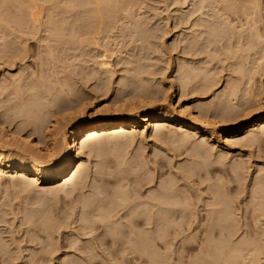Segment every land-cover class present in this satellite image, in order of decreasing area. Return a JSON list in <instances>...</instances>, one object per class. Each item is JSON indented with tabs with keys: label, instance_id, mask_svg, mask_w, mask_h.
Returning <instances> with one entry per match:
<instances>
[{
	"label": "rangeland",
	"instance_id": "rangeland-1",
	"mask_svg": "<svg viewBox=\"0 0 264 264\" xmlns=\"http://www.w3.org/2000/svg\"><path fill=\"white\" fill-rule=\"evenodd\" d=\"M8 1H9V3H8ZM8 1L7 0H0V2H1L0 3V9H1L0 14H4L2 17L3 19L1 18V20H0V23H1L0 24L1 25L0 30L1 29L3 30V31L2 30L0 31V37H3V36H1L2 33H4V35H5V33H8V31H10L6 28V26H5L6 24L9 27L10 22L12 25L13 19L17 20V18H21V17H19V14L17 13V11L13 10V8L18 10L17 1L19 3V0H16V1L15 0H8ZM31 1L26 0L27 3L29 2V4L31 3ZM63 1H64V3H63ZM132 1H133L132 3L137 4V5L128 4L129 6L126 5V6H123L122 8H124V12H130V11L132 12L133 11L132 13L134 14V11H135L136 15L134 14V16L132 17L133 14L131 12L130 13H124L123 9H122V11L120 9L121 14H120V12H118L117 14H120V15L115 14V15H117L116 19H114L115 17L112 18V20L110 19V21H114V22L117 21V24H119V25H117L116 22H115V25H114V22H110V24L111 23L113 24V26H112L113 28H111L109 30L110 33L108 31V29H109L108 28L104 31V33L102 31H100V34L98 33L95 36V34L92 35L91 31H90V29L92 30V28H90V25L92 24V23L90 24V22L92 21L90 19H92V16H90V17L88 16L92 13H90V12L87 13L89 11L88 9H91L92 6L90 5L91 7L90 6L88 7V5L85 4L86 2L83 0H78L77 2H76V0L75 1L69 0V2H68V0H59V1L53 0L51 2V4H50L49 0L48 1L40 0V2H39V0H37V3H40V4H36V2L32 1L33 4L31 3V6H32L31 8H30L29 4L27 5L24 2V0L23 1L20 0V2L23 4L22 8L24 10H26L25 13L27 12V9H29V8L32 9L33 6H36L35 9L37 11V12H35V9L34 10L32 9L34 13H39V11H40V13L42 14V12H43V14H42L43 17L40 13H39L40 16H37V18H39V20L37 21L38 23L40 21L42 22V20H44V22H45V21H47V17H50V19L52 18L51 20L53 21V23H55V26L59 27V29L61 28L60 29L61 32L62 31L66 32V33L64 32L65 36H67L66 40H67V38L69 39V37H72L75 34L76 35L75 39H74L75 42L78 43V41H80V40L81 41L78 45L74 44L75 42H73L74 46H71V44H70L71 47L69 46L68 41H67L68 44H66V45H65V41L61 42V43H64L63 44L64 46L60 45L59 43L56 44L54 42L55 46L56 45L58 46V47L56 46L57 49H55V51L57 53L55 55V57H57V61H58V63H57V61L54 62L53 60H51L50 56L48 54H46V52L44 53V50L39 51L41 49V47L39 46V42L37 41V38L34 39V37L28 36L29 40H28V38L25 39L28 42H26L25 40L22 39L26 43H24V42L21 43V39H19L20 43L22 45L20 43H18L19 41L14 39L13 38L14 36H12V35L7 36V38L5 37L4 41H2V43H1V38H0L1 44H3V42H5V40H6V41H8V43H6L7 46L10 43L9 45H11L13 47V49L15 48L13 51H9V52L7 51L6 52V54H8L7 55L8 57H12L14 59L16 56L19 57V55H20V57L23 56L22 59H24L23 61H21V59L20 60H18V59L13 60L12 59L14 61L13 62L9 58L10 61L7 62L8 61V60H6L7 57H5L3 59L1 58V60H0V148H2L4 146V142L1 140V134L6 133V132L12 133L15 130V128L18 126V124H20L21 118H19V117H21V113H23L24 110L22 108L23 106L21 105V103H23V102H21V99L19 100V98L21 96L24 98L31 97V96H29L31 92L30 93L29 92H26V93L22 92V94L19 95V97H18V93H15L16 91L14 92V88H12V86L6 87L5 89H7V90H5L3 86H6V84H9V83H13V86H14L16 84V82H18V80L20 78H22L20 85H18V84L17 85L20 86V88L22 87L23 90H27L28 87L25 84L30 85L32 83H35L38 80V77L41 78L40 77L41 75H42V77L44 76L46 79H47V77L50 78L52 76L53 72L58 73L56 76L59 79H61L62 81L70 79L68 81L69 84L71 85L70 86L71 87L70 92H72V89H73V92H77V91L80 92L81 91V93L84 95L83 97L85 98V100H84L83 104L86 107L85 117H90L93 119V118H97L98 116L99 117L101 116L104 118V117L113 116L114 113L115 114H119V113H122V114L128 113L129 114L131 112L134 114L142 115L145 113L144 107L149 102L150 103L152 102L153 104H155V106L157 107V112H159V113H167V112L172 113L173 110L178 111V110H180L179 106L181 105L184 107L188 106L187 108L190 107L191 112L193 113L194 116H197L198 110L201 111L204 114L203 115L204 117L202 118L203 126H206V128L211 130L212 135L205 136L202 131H200L198 133L197 132H191V131H188L186 129H182V128L178 127L177 124H173L174 128L172 129V131H165L162 133L163 135L161 134L160 136L155 135L156 134L155 131H153L151 129H146L147 124H145L143 127L135 128L134 130H133V128H130L127 131L128 132V135L126 136L127 139L123 138L122 136H120L122 138H120L119 136L114 137L112 139V142H111L112 145L109 144V147L107 146V148L104 150L106 152H103L99 158L98 157H89L88 152L85 151V154L81 157L80 160H82L84 163H86V169H87V167H89L88 169L90 170V172L88 169H87V171L89 172L90 177L87 180L88 185L86 184V187H85L86 190L84 189L83 190L84 192H82V194L77 193L78 195L73 194V197L70 196L71 197L70 198L68 196L66 198V196L64 195L63 192H54L53 193L51 191V186H52L51 182L56 181L59 178H55V179H51L50 181H46L41 186H37V185H33L32 187L26 186L28 189L26 187H24L23 189H21V188L16 189V191L14 189H11L9 194L4 196L5 198L2 197V195L0 194V197H1L0 198L1 199L0 200V264H30V263H32V264H38V263L39 264H61V263L64 264L66 262H68L67 264H77L76 259L78 261L81 259L80 261H82L80 263L78 262V264H83V263L89 264L85 260L87 258V256H86L87 251L92 250V249H96L95 252H100L99 250L104 249L103 246H99L100 245V243H99L100 239H97V238H99L98 235L102 232V230L104 232V229H102V226H101V228L96 229L98 226H100L99 222H97L98 226L97 225L95 226L96 227L95 230H97V231H95V230L91 231L92 229H90V228H88V226L84 225L83 217H85V216H83V214L85 212H83V209L81 208V204L79 203V201L81 199H83L84 197L89 198L90 196H92V193H94L95 190L100 186H102L101 191L103 190L104 192L105 191L112 192L114 189L116 190L120 186V184H119L120 182L117 181L120 178L119 174H123V173L126 175V180H124V181L128 182V183H126V182L123 183V185L121 184V186H123V188L121 189L120 193L122 194L123 197L125 195H126V197H132V196H135V193H137L138 195L141 194L142 196L145 194L143 197L140 195L142 200H145V198L146 199L148 198L147 197L148 194L152 195L153 193L157 194L158 192H160L164 182L168 181L169 183H171L173 190L174 189H180V190L182 189L184 192H186L191 197L190 198L191 200H189L188 203L193 202L192 206L194 208L200 207L199 212L204 213V209L202 207L204 205V203H201L197 200L199 197H202V199L205 201V203L207 202L206 200L209 197L208 195L210 192L209 188L211 186H214L217 183V180H216L217 176H215L217 174L214 175L215 179L213 178L214 179L213 180V179H209L208 177L205 178L206 176H203L204 174H202V172H201L200 175L202 177H200V176L194 177L193 176L192 179L188 180V182H184V181H186V179L182 178L180 175L182 172L187 171V169L190 170V168L191 169L192 168H195V169L199 168V171L200 170L203 171L204 169H200V168H202L204 165L200 166L199 165L200 163L201 164L205 163L206 166L204 168H206L207 165L210 163V168H209L210 170H213L216 168H221V169L224 168L223 169L224 172H222L223 174L222 173H220V174L224 175V174H226V172H228L227 173L228 175L226 174L223 176V177H225V180H223V179L222 180H223V182H225L228 179L227 180L228 182L224 183L225 187L228 186L229 189L228 188L227 189H228V191H230V195H231V193H232V195L234 194L233 195L234 197L232 195L230 196V197H232L233 201L235 200L234 202L240 203V204L239 203L238 204L235 203V204L240 206L239 207L240 210L238 213H240V212L241 213L238 214V217H241L242 214L244 216L243 218L242 217L239 218V219H241V223H244V222L246 223V225L244 223L245 228L247 227V223H250V225H253L254 220L252 221L250 219L251 217H249L248 214H246V215L249 217V219H247L248 217L245 218V214L243 213L244 212L243 209L245 207L244 205H246L248 200H250L252 195H253V184H254L257 176L258 175L264 176V173H263L264 172V143L261 145L260 143L257 142V144L259 146L256 143H251L252 137L245 134V132L249 127H252L258 123L257 120L259 119L258 116L260 114H264V67H263L264 62L262 60H261V62H258L259 59H261L260 58L261 56L259 57V55H262V53L261 54L259 53L260 51L262 52V50H261L262 44L260 43L261 47L257 48L260 50H258L257 52L253 50L254 54H253V52L249 53L250 52L249 51L248 55H246L247 51L245 53H244V51L243 52L240 51L239 46L237 45V44H239V40L235 39V41H233V43H231L233 45H231L229 42H225L226 40H224L220 46L219 44L214 43L216 41L215 40L213 41L214 37H211L212 34L209 31L206 34L207 36L205 35L206 40L203 41L202 45L201 44L197 45L195 40L193 39V36H192L193 33L195 32V28L192 26L194 24L193 22L197 21L194 19L195 17H193V16H197L196 17V19H197L199 16V13L197 12L195 15L194 12L196 10H194V9H197V8L201 7L202 5H203V7L205 5L206 8L208 6L207 9H209V10L207 11L205 9V11L207 13L210 11L208 13V15L211 14L210 17H208V15H207V17L209 19L206 17V19L209 20V22H208L209 24H207V25H210L211 24L210 21L211 20L213 21V19H211L212 14H213L211 12H213V11H211V9H210L213 7V6H211V4L213 3V0H132ZM134 1H136V2H134ZM239 1L241 2V0H239ZM46 2H48V4ZM60 2H62V3H60ZM67 2L69 5L67 4ZM78 2H80L82 5ZM56 3H57V5L61 4L60 6H62V7L66 4L68 6V8H66L67 7L66 5L64 6L66 9L64 7L63 8H61L60 6L58 7L57 5H55ZM74 3L76 6L71 11L70 8L72 7V4L74 5ZM242 3H244V1ZM259 3L260 4L262 3L260 5L261 9L259 10V12H262L260 14L264 16V9H263L264 0H260V2H258V4ZM2 4H3V6H2ZM26 5L29 6V8H26L25 7ZM41 5H42V7L45 8V9L43 8L44 9L43 11H41L42 10ZM53 5H55L57 7L56 10H58V11H56L53 8L54 7ZM85 5L88 8H86ZM130 5L131 6L133 5V6L131 7ZM219 5H221V4H219ZM51 6H52V8H51ZM78 6L81 9H79ZM82 6H83V8H82ZM126 7H128V8L130 7L129 8L130 10L127 8L126 10H128V11H126L125 10ZM48 8H49V10L54 9L51 11L55 15L52 14L53 15V16L51 15L52 17L49 16L48 13L50 14V11L48 10ZM85 8H86V10H85ZM46 9L48 10L47 12H46ZM63 10L65 12H63ZM69 10H70V12H69ZM15 12L17 13L18 16L16 15ZM45 12L47 13V15ZM83 12L84 13L86 12V13L84 14ZM189 13H191L192 15L191 14L189 15ZM27 14H28V12H27ZM5 15H6L5 18L6 19L10 18L9 19L10 21L4 19ZM121 15L124 18L121 17ZM130 15H131V17H130ZM138 15H140V16H138ZM8 16H9V18H8ZM86 16L88 18H86ZM128 16L130 18H132L133 20L135 17V22H137V23L130 21L131 19L126 20V18ZM184 16L186 18V23L184 22V20H185ZM29 17H30V15H29ZM71 17H73V18H71ZM25 18H26L25 19L26 21L28 20V22H30V23L33 22L31 20L32 19L31 17H30L31 18L30 20L32 22L29 21L28 16L27 17L25 16ZM45 18H46V20H45ZM118 18H119V20H118ZM188 18L191 19L190 20L191 22L189 21ZM64 19H66V20H64ZM123 19H125L126 23H128V22L131 23V25L126 24ZM262 19L264 20V17ZM87 20L90 22L87 23L88 22ZM187 20L189 21V25L187 24L188 23ZM6 21L9 23H7ZM75 21H78V22L76 23ZM118 21H119V23H118ZM20 22H22V20ZM41 22L39 23V25L40 24L44 25V22H42V23ZM179 22L181 23L180 25H179ZM38 23H36V24L38 25ZM132 23H134L133 24L134 26H132ZM85 24H86V28L83 29L85 27ZM87 24H89V25H87ZM260 24H261V22H260ZM263 24H264V21H263ZM60 25H62V26H60ZM136 25H138V26L140 25L141 27L139 26V28H137L138 26H136ZM4 26H5V28L3 29ZM114 26H117V27H114ZM177 26H179V27H177ZM42 27H41V30H43ZM136 29H137V31H140L138 29H141L143 36H145L144 31L148 32V33L145 32L147 34L146 37L148 36V38H149V34L152 36L154 35L153 38L150 37L151 38L150 39L151 44L145 43L146 44L145 45L144 43H142V40H141V42L137 41L138 43L137 42H135V43L129 42V39H131L132 35H135L137 37L138 32L136 31ZM151 29H152V31H150ZM83 30H85L84 31L85 34H86V31L88 30V32H87L88 34L87 35L83 34V32H82ZM131 30H132V32H131ZM136 32H137V34H136ZM154 32H155V34H154ZM70 33H72V34H70ZM69 35H71V36H69ZM83 35H85V36H83ZM43 36H45V34ZM93 36H94V38H93ZM224 37H225V35H224ZM92 38L95 40L93 41ZM96 39H98V40H96ZM70 40H71V38H70ZM88 40H90L92 42H89ZM96 41H98V42L96 43ZM83 42H85L84 43L85 45L83 44ZM92 43L94 45H92ZM209 43L212 45H210ZM228 43L230 44V46ZM80 44L82 47L79 46ZM89 44L91 45L92 48L90 47ZM97 45L100 47H97ZM235 45L238 47H236ZM256 45H257V43H256ZM258 45H259V42H258ZM38 47H40V49H38ZM263 47H262V49H263ZM25 48L26 49L28 48L27 51ZM70 48L71 49L73 48L72 51L70 50ZM83 48L85 51L83 50ZM103 48H105L107 51L104 50ZM102 49L107 52V53H105V55L108 54L107 57L104 55V51ZM257 49H255V50H257ZM185 50L188 52V54L185 52ZM38 51L39 52L43 51V54H40V55L44 56V58H45V56H47V58H50V60H47L49 62H47L45 60L46 58L43 59V61L45 60L46 62L45 61L43 62L41 59L42 57L37 55V54H39ZM236 52H238L239 54ZM255 52H256V54H255ZM2 53L4 54V52H0V57H3ZM71 53H72V55H70ZM1 54H2V56H1ZM250 54L253 55V56H251V57H253L251 59L249 56ZM62 55H64V56H62ZM242 55L248 56V58L250 60L247 58L246 63H245V59L241 58ZM97 57H99V58H97ZM212 57H214L215 60H214V58L212 59ZM4 60L7 62L6 64L3 63ZM103 60H104V62L107 63V64H105V66L107 67L108 70L105 69L106 68L105 66H103V67H105L104 71L101 70L103 67H102L100 62L101 61L103 62ZM239 60L244 61V64H242L243 65L242 66L243 67L242 68L243 73H240V72H238L239 70L237 71L235 69V67L238 65L237 63H240ZM51 61H53V66L51 65L52 64ZM94 62H99L100 64L98 65ZM262 62H263V64L261 67L263 69L261 68L262 70L260 69L261 70L260 71L259 70L260 67H258V66ZM54 63L56 64L55 67H54ZM41 64H42V66H41ZM47 64L49 65V68L47 67L48 66ZM102 64L104 65V63H102ZM182 64L185 67H183ZM188 64L190 65V67ZM245 64H246V66H245ZM257 64H258V66H257ZM100 65L102 68L100 67ZM181 66L184 69L189 68V69H193V71L194 70L196 71V72L194 71V74L191 77V79L189 78L190 82L188 81V83H187L188 79L186 78V75H185L186 70H181V68H182ZM82 69H83V71H82ZM254 69H255V71H257L256 72L257 75H256V77L252 76V75L251 76L255 77L254 78L255 80H254V82L248 81L252 78L251 77L249 79L250 74L252 73V70L254 73ZM42 70H43V72H42ZM235 70L239 74L237 72H234ZM132 71L135 75L131 73ZM137 72L142 73V74H140L141 77L143 76L142 78L143 79L145 78L143 83H144V85L146 84L147 86H143L141 84L143 87H145V89H147V90H145V92L150 91V93H152V94L154 93L155 95L153 94V96L151 97V95H152L151 94L150 97H147L146 95H144V94L140 95L141 93L138 94L139 92H137L136 93L137 96H136L135 90L137 91L140 88L139 84L135 80L136 79L135 76L137 75ZM196 73L198 75H196ZM207 73L210 77L207 76V78L205 79ZM5 74H7V75H5ZM101 74H104V75L102 76ZM180 74H182L183 76ZM242 74L243 75L245 74L244 79L242 78ZM69 75H71L72 77H69ZM130 75H131V77H130ZM54 76L52 77L53 79H54ZM179 76H180V78L181 77H183V78L180 79ZM64 78H66V79L63 80ZM127 78L129 81L126 80ZM184 78H186L187 80ZM233 78L236 82L234 80H232ZM7 79H8V81H7ZM28 79H31V80H28ZM32 79H34V80H32ZM98 79H99V81H98ZM240 79H243V80L240 81ZM123 80L126 81L127 83L123 82ZM182 80H185V85H183V86H181L182 82H183ZM213 80H214V83H213ZM227 80H229V82ZM230 80H232V81H230ZM2 81H3V83H2ZM33 81H35V82H33ZM237 81H240V84H239V82L237 83ZM19 82H20V80H19ZM111 82H113V83H111ZM119 82H120V84H119ZM249 82H251V83H249ZM62 83H65V82H62ZM186 83H187V85H186ZM231 83H233V84H231ZM236 83L238 85H241L243 83V85H241V86L237 85L239 88L238 92H237L238 94H237V96L234 97L235 99L231 98V101L233 103L231 101H230V103L234 107L229 108L230 110L225 109V111L224 110L222 111L221 105L225 106V104H226V106H227V104H228V103H226L227 100H229L227 98V96L230 92V89L228 90V88L230 86L236 85ZM248 83H249V85L252 84V86H249ZM133 84L134 85L136 84V85L134 86ZM123 85H125V86H123ZM203 85L205 86V88ZM227 86H229V87H227ZM247 86H249L250 89ZM148 87H149V89H148ZM247 88L249 89V91H245V90H247ZM61 89L59 90L60 92H62ZM64 89H65V87H64ZM64 89H63V92H64ZM121 89H122V91H121ZM225 89H226V91H225ZM6 91H7V93H5ZM3 92H4V94H3ZM129 92H130V94H129ZM245 92H247L250 97L252 95V97L251 98L247 97ZM66 93L70 95V93L65 91V94ZM58 94H59V96H62V98L67 97V96H64V93H58L57 92V95ZM133 94H135V95H133ZM224 94H225V96H224ZM24 95H26V96H24ZM17 99H18V102H17ZM249 99H251V100H249ZM64 100H65V98H64ZM246 100L248 102H246ZM65 101H62V102H65ZM10 102H11V104H10ZM210 102L212 105L210 104ZM19 103H20V105H19ZM60 103L61 102H59V104ZM127 103H128V105H127ZM56 104H58V103H56ZM56 104L53 103L52 105L55 106ZM52 105H50V106H52ZM122 106H123V108H122ZM210 106H212V107H210ZM20 107L22 110L20 109ZM13 108L14 109L18 108V110H14ZM115 108L117 111L115 110ZM218 108L219 109L221 108V109L219 110ZM9 109L12 110V112ZM53 109H55V108L53 107ZM108 109H111V110H108ZM131 110H133V111H131ZM232 110H235V111L233 112ZM13 111H14V113H13ZM17 111H19V113ZM206 111H208V112H206ZM212 113H213V115H212ZM218 113H220L219 114L220 116L218 115ZM15 115L17 117H15ZM18 115H20V116H18ZM225 115H227V116H225ZM14 117H15V119H14ZM2 121H3V123H2ZM74 123H75V120L72 121V119H69L66 121L63 120L62 121V127H63V129H65V127H66V129L68 130V129L72 128ZM178 128H180V129H178ZM255 129H256V131H255L253 136H259L260 135L259 134L260 129H258V128H255ZM22 132L24 134L28 135L29 129L25 128L22 130ZM168 138H169V141H168ZM178 138H180V139H182V138L187 139L188 138L186 143L184 144V146H182L180 148H179L178 144L174 142ZM228 138H232V139H230V142L228 141ZM173 139H175V140L172 142ZM231 140H233V141H231ZM113 143H115V144L113 145ZM43 144L44 143H42V145ZM71 146H73V143L71 144ZM199 146H200V148H198ZM76 155H77V153L74 151V157ZM197 155H198V157H197ZM198 158L201 161L198 160ZM203 158L207 159V161L204 160ZM47 159H45V161H48V160L50 161V159H48V160ZM218 160H220L221 162ZM123 161H125V162H123ZM213 162L215 163L214 165H213ZM219 162L221 165L218 164ZM135 164L138 166H134ZM196 164H197V166H196ZM120 165H121V167H120ZM215 165H217L218 167ZM235 165H237V166H235ZM103 166L105 167L104 169H103ZM110 167L114 168V170H116V171H114ZM239 167H241L242 169ZM132 169H134V170H132ZM136 169H139L140 172H139V170H136ZM232 169H238V171H240V172L243 169H245V170H243V172H241L243 174L240 173L239 176H234ZM126 170H128V173H125V172H127ZM118 171H120V173H117ZM131 171H132V173H131ZM204 171H203V173H205ZM95 172H97V173L95 174ZM99 172H100V174H99ZM138 172H139V174H138ZM103 173H104V175H103ZM133 173H135V174H133ZM127 174H130V175L127 176ZM220 174H218L219 175L218 179H219V177L223 178V177H221L222 175H220ZM91 175H93V176H91ZM100 175H102L103 177L102 176L99 177ZM107 175H108L109 179L107 178ZM115 175H117V177L118 176L119 177L116 178ZM139 175H140V178H138ZM241 175H243V176H241ZM94 176H95V179L97 180V182H99V184L95 180H93ZM97 177H99V178L97 179ZM233 177H234V179H233ZM136 178H137V180H136ZM101 179H102V181H101ZM106 179H108V181H106ZM206 179H208L210 182L207 181ZM109 181H110L111 185H108ZM111 181H113V182L111 183ZM172 181H173V183H172ZM187 183H189V184H187ZM211 183H213L214 185ZM124 185H125V187H124ZM189 185H190V189H188ZM185 186H188V187H185ZM157 189H158V191H155ZM186 189H188V192L190 191L189 192L190 194L187 192ZM238 189H239V191H238ZM110 190H112V191H110ZM26 192L29 194H27ZM85 192H87V193H85ZM244 192H245V194H244ZM83 193L85 194V196ZM206 193H208V194H206ZM112 194H113V192H112ZM121 194H119V196ZM137 194H136V196L138 197ZM13 195H14V197H13ZM206 195H207V197H206ZM113 196H112V198H113ZM6 197L8 200L6 199ZM238 197H240V198H238ZM115 198H116V201L119 202V199L117 200V196L116 197L114 196L113 201L115 203H117L114 200ZM120 198H122V197H120ZM135 198L136 197H133V199H135ZM238 199H239V201H238ZM244 200H246L245 203H244ZM198 203H199V205H198ZM41 205H42V207H41ZM51 207H52V209H51ZM201 207H202V209H201ZM67 215H69V216H67ZM43 216H45L46 219ZM42 217H43V219H42ZM54 218H56V219H54ZM60 219H61V221H59ZM246 219L250 220L251 222L250 221L247 222ZM29 220H31V221H29ZM187 224H188V226H187ZM187 224H185L186 225L185 228H186V232L188 231V233L183 234V242L186 239L185 242L186 241H188V242H186L187 244L185 243V246L187 248H190L191 250L185 251V247L182 248V250H180L181 249L180 245H178L177 250L178 251L180 250V254H183L182 257L184 256L186 258V261L184 260L185 258L183 259L184 262L188 263V261L191 258L196 257L198 255L200 256L199 251L202 249V247L204 245V244H202V242L204 239H206L205 238L206 235L204 233L203 226L199 223L202 226L201 227L197 221L193 222V219H192V221L190 223H187ZM198 227H199V229H198ZM43 228H45V229H43ZM46 228H48V230ZM196 228H197V230H196ZM52 229L54 232L52 231ZM100 229H102V230L100 231ZM98 230L100 231L99 234L97 233V232H99ZM202 232H203V234H202ZM93 235H95V237ZM48 237H50V238L48 239ZM188 237L193 238V239H190ZM93 238H94V240H93ZM92 242H93V245H92ZM95 242L97 245H95ZM50 243H52V245H50ZM53 245H55V247H53ZM50 247H52V248H50ZM92 247H95V248H92ZM100 247H103V248L100 249ZM44 251H46V252H44ZM183 251H185V252H183ZM46 253H47V255H46ZM75 254H76V256H75ZM84 254H85V258H84V256H82ZM105 254H104V256L99 257V259L102 260L103 257H105V256H106L105 258H111V257H109L110 255H108L107 253H105ZM8 256H9V258H8ZM78 256H79V258H78ZM69 257H70V261H69ZM80 257H82V258H80ZM71 258H73V260L76 261V263H74V261L71 260ZM83 259L85 262L83 261ZM100 263L102 264V262H100ZM205 264H209V263H205Z\"/></svg>",
	"mask_w": 264,
	"mask_h": 264
},
{
	"label": "bare ground",
	"instance_id": "bare-ground-1",
	"mask_svg": "<svg viewBox=\"0 0 264 264\" xmlns=\"http://www.w3.org/2000/svg\"><path fill=\"white\" fill-rule=\"evenodd\" d=\"M21 1H23V0H21ZM29 1H31V0H29ZM32 1L36 2V4H40V3H37V0H35V1L32 0ZM32 1H31V3H32ZM46 1H48V0H46ZM50 1L51 0H49V2ZM77 1L78 0H76V2ZM83 1L86 2L85 4L88 5V7L90 5L92 6L91 9H88L89 11L87 10L88 12L86 11L87 13H89V12L92 13V14L88 15L89 17L92 16V19L89 18L92 21L90 22V21L87 20L88 21L87 23H89V22H90V24L92 23L90 25V28H92V30L90 29V31H91V34L92 35L95 34V36L98 33L100 34V31H102L104 33V31L106 29L109 28L108 29V31H109L111 28H113L112 27L113 24L112 23L110 24V22H114V21H110V19L112 20V18H114V17H115L114 19H116V16L121 14L122 9H123V12H124V8H122L123 6H126L128 4H134V3H132L133 2L132 0H83ZM243 1H244V3H242ZM243 1L241 0V2H240L239 0H213L214 4L213 3L211 4V6H213V7L210 8L211 11H213V12H211V13H213L212 14V18H211V19H213V21L212 20L210 21L211 22L210 25H207V24H209L208 23L209 22V20H208L209 18L208 17H210V15H211V14L208 15V13L210 11L208 13L205 11V9L207 11L209 10V9H207L208 6L206 8L205 5H204V7L202 5L201 7L197 8V9H194V10H196L194 12L195 15H196L197 12L199 13V16H198L197 19H196L197 16H193V17H195L194 19L197 20V21L193 22L194 23L193 26L191 25L192 27L195 28V32L193 33L192 36H193V39L195 40L196 44L197 45H200V44L202 45L203 41L206 40V36H207L206 34L210 31V33L212 34V36L211 35L210 36L214 37L213 41L214 40L216 41L214 43L219 44L220 46H221V44H222V42L224 40H226L225 42H229L231 44L236 39V40H239V44H237V45L239 46L240 51H242V52L244 51V53L247 51L246 55H248L249 51H250L249 53L253 52V54H254V51L257 52L258 50H260V49H257V48L258 47L260 48L261 44H262V47L264 46V24H263L264 20L262 19L264 16L260 14L262 12H259V10L261 9L260 5L262 3L258 4V2H260V0L259 1L258 0H243ZM24 2L27 5L29 4V2L28 3L26 2V0H24ZM39 2H40V0H39ZM51 2H50V4H51ZM68 2H69V0H68ZM68 2H67V4H68ZM134 2H136V1H134ZM8 3H9V1H8ZM31 3L29 4L30 8L32 7ZM46 3L48 4V2H46ZM60 3H62V2H60ZM63 3H64V1H63ZM75 3H74V5L72 4V7L70 8L71 11L76 6ZM78 3H80V2H78ZM17 4H18V10L14 9V8H13V10L17 11V13L19 14V17H21V18H17L16 17L17 20L18 21L22 20V22H20V21L18 22L17 20L13 19V23L11 25V22H10L9 27L5 23L6 25L5 24L4 25L10 31H8V33H5V35H4V33H2L3 35L1 34V36H3V37H0L1 38V43H2V41H4L5 37L7 38V36H10V35L14 36L13 38L16 39L17 41H19L18 43H20L19 39H21V43H22V42H24L23 40L28 38V36L34 37V39L37 38V41L39 42V46L41 47V49H40V47H38V49H40L39 51L44 50V53L46 52V54H48L50 56L51 60H53L54 62L57 61V57H55V55L57 54L55 49H57V47H58L57 45H56L57 47L55 46L54 42L56 44L59 43L60 45H63L64 43H61V42L65 41V45L69 43V46H70V44H71V46H74V44L78 45L80 43L81 40L78 41V43L75 42V40H74L75 36H76L75 34L72 37H69V36H71V35H69L68 36L69 39L67 38V40H66V37H67V36H65L66 32L65 31H64L65 33L63 31L61 32V30H60L61 28L59 29V27H56L55 23H53V21L51 20L52 18L50 19V17H47V21H45V22H44V20H42V22H44V25L43 24L39 25V23L41 21L39 23L37 22L39 20V18H37V16H40L41 13H40V11H39L40 14L33 12V10L36 8V6H33V8H32L33 10H32V9L29 8V6L26 5L25 7L29 8V9H27V12H28V14H27V12L25 13L26 10H24L22 8L23 4L20 2V0H19V3L17 1ZM219 4H221V5H219ZM55 5H57V3ZM55 5H53L54 6L53 8L56 10L57 7ZM60 5L61 4H59L57 6L59 7ZM134 5H137V4H134ZM2 6H3V4H2ZM60 7L63 8L62 6H60ZM88 7L86 6V8H88ZM43 8L44 7H42V5H41V9H42L41 11H43L45 9V8L44 9ZM49 8H48V10H49ZM51 8H52V6H51ZM66 8H68V6ZM82 8H83V6H82ZM86 8H85V10H86ZM127 8L128 7H126L125 10ZM54 9H50L49 10L50 11V14L48 13L49 16H51L52 14L55 15L51 11V10H54ZM79 9H81V8L79 7ZM120 9H121V11H120ZM263 9H264V7H263ZM48 10L46 9V12ZM0 11H1V9H0ZM56 11H58V10H56ZM126 11H128V10H126ZM35 12H37L36 9H35ZM63 12H65V11L63 10ZM69 12H70V10H69ZM118 12H120V14H117ZM130 12H124V13H130ZM17 13H16V15H17ZM135 13L136 12L134 11V14ZM191 13H189V15ZM42 14H43V12H42ZM115 14H117V15H115ZM134 14L132 15V17L134 16ZM0 15H1L0 16V20H1V18L3 17L4 14H0ZM29 15H30V17L32 19L29 17ZM46 15H47V13H46ZM122 15H121V17L124 16V15L123 16ZM131 15H130V17H131ZM207 15H208V17H207ZM25 16L26 17L28 16L29 21L32 20L33 22L31 21L32 23H30V22H28V20L26 21L25 20L26 19ZM138 16H140V15H138ZM5 17H6V15L4 16L5 20H9L10 19L9 16H8L9 19H6ZM42 17H43V15H42ZM130 17L128 19L126 18V20H130L131 19L130 21H132L134 23H137V22H135V17H134V20L132 18H130ZM206 17L208 19H206ZM71 18H73V17H71ZM86 18H88V17L86 16ZM184 18H185V16H184ZM45 20H46V18H45ZM64 20H66V19H64ZM118 20H119V18H118ZM123 20L126 23L125 19H123ZM190 20L191 19H189V21ZM189 21L187 23L188 25H189ZM75 22L77 23L78 21H75ZM115 22L117 24V21H115ZM115 22H114V25H115ZM180 22H179V25L181 24ZM184 22L186 23V18H185ZM260 22H261V24H260ZM7 23H9V22H7ZM36 23H38V25ZM118 23H119V21H118ZM134 23H132V26H134L133 25ZM126 24H128V25L130 24L131 25V23H129V22L126 23ZM87 25H89V24H87ZM117 25H119V24H117ZM5 26L3 27V29L5 28ZM60 26H62V25H60ZM136 26H138V25H136ZM139 26L137 28H139ZM41 27H42L43 30H41ZM114 27H117V26H114ZM177 27H179V26H177ZM85 28H86V24H85V27L83 29H85ZM138 30H140V31H137V29H136V31L138 32V34L136 32L137 37L135 35H132L131 39H129V42L135 43L137 41L141 42V40H142V43L149 44L150 43V39L153 38L154 35L152 36V35L149 34V38H148V36L146 37V35H147L146 33H148V32L144 31V35L145 36H143V33L141 32V29H138ZM84 31L85 30L82 31L83 34H85ZM150 31H152V29ZM87 32H88V30L86 31L85 35L88 34ZM131 32H132V30H131ZM72 33H70V34H72ZM109 33H110V31H109ZM44 34H45V36H43ZM154 34H155V32H154ZM85 35H83V36H85ZM224 35H225V37H224ZM70 38H71V40H70ZM93 38H94V36H93ZM28 40H29V38H28ZM94 40L95 39H93V41ZM96 40H98V39H96ZM67 41H68V43H67ZM88 41L92 42L90 40H88ZM26 42H28V41H26ZM26 42H24V43H26ZM73 42H75V43L73 44ZM97 42L98 41H96V43ZM255 42L257 43V45H256ZM258 42H259V45H258ZM1 43H0V52H4V54L2 53L3 57H0V60H1V58L3 59L5 57H7V59H6V60H8L7 62H9L10 59H11V61H13L14 59L15 60H17V59L20 60L21 59V61L24 60V59H22L23 56L20 57V55H19V57L16 56L14 59L12 57H8L7 56L8 54H6V52L7 51L8 52L9 51H13L15 48L13 49V47L11 45H9L10 43L7 46L6 43H8V41H6V40H5V42H3V44H1ZM84 43L85 42H83V44ZM230 44H229V46H230ZM92 45H94V44L92 43ZM210 45H212V44H210ZM231 45H233V44H231ZM79 46H81V44ZM238 46H236V47H238ZM90 47H91V45H90ZM97 47H100V46L97 45ZM262 47H261L262 52L261 51L259 52L260 54L262 53V55H259V57L261 56L260 57L261 59L258 58L259 59V61L257 60L258 62H261V60L264 62V47H263V49H262ZM105 48H103V49L106 50ZM27 49H26V51H27ZM72 49L70 48L71 51H72ZM255 49H257V50H255ZM83 50H84V48H83ZM106 51H104V55H105V53H107ZM185 52L188 54V52L186 50H185ZM256 52H255V54H256ZM236 53H238V52H236ZM2 54H1V56H2ZM40 54H43V51L39 52V54H37V55L42 57L41 58L42 61L45 58H46L45 59L46 61L50 60V58H47V56H45V58H44V56H42ZM70 55H72V53ZM246 55H244L246 58L243 55L241 56V58L245 59V63H246V59L248 58V56H246ZM62 56H64V55H62ZM105 56L107 57L108 54L105 55ZM249 56H250V59L253 58V57H251L253 55L250 54ZM97 58H99V57H97ZM213 58L214 57H212V59ZM214 60H215V58H214ZM53 61H51L52 62L51 65L52 66H53ZM241 61H240V63H237L238 65L235 67V69L237 71L239 70L238 72L243 73V69H242L243 65L242 64H244V61L243 60H241ZM7 62L4 60L3 63L6 64ZM47 62H49V61H47ZM263 62L260 63V64L258 63L259 66L257 64V66L260 67L259 70L262 68L261 66H262ZM57 63H58V61H57ZM94 63H96L98 65L101 63L102 67L105 66V64H107L106 62H104V60H103V62L101 61L100 63L99 62H94ZM102 63H104V65ZM55 65L56 64L54 63V67H55ZM101 65H100V67H101ZM41 66H42V64H41ZM182 66L185 67L183 64H182ZM245 66H246V64H245ZM47 67L49 68V65ZM105 67H103L101 70L104 71ZM189 67H190V65H189ZM182 68H181V70H186V74L185 75H186V78L188 80L186 78H184V79H186L187 83H188V81L190 82L189 78L191 79V77L193 76L195 70L193 71V69H189V68L188 69L187 68H185V69L183 68L182 69ZM105 69H107V67ZM236 70L234 72H237ZM82 71H83V69H82ZM133 71L131 72L132 74H134ZM42 72H43V70H42ZM256 72L257 71H255V69H254V73H253V70H252V73L250 74L249 79L252 76L256 77V75H257ZM57 74L58 73L53 72L52 76L50 78L47 77V79L44 76L42 77V75H41L40 76L41 78L38 77V80L37 79H36L37 81L35 80L36 82L33 81L35 83H32L30 85L29 84H25L28 87L27 90H23L22 87L20 88V86H18V85H20V83L22 81V78L19 79L20 82L17 79L18 82H16V84H15L16 86L15 85L13 86V83H9V84L5 83L6 86H3L4 89L6 87H11L12 86V88H14V92L16 91L15 93H18V97H19V95L22 94V92H24V93H26V92L30 93L31 92L30 95H29L31 97H29L30 99L28 97L24 98L22 96L19 98V100L21 99V102H23V103H21V105L23 106L22 108H23L24 111H23V113H21V117H19L22 120L20 119V124H18V126L15 128V130L12 133L6 132V133H2L1 134V140L4 142V146L2 148H0V194L2 195V197H4L7 194H9L11 189H14L16 191V189H19V188L23 189L26 186H28V187H32L33 185L41 186L46 181H50L51 179H55V178H59V179L56 180V181L51 182V185H52L51 186V191L53 193L54 192H63L64 195L66 196V198L68 196L69 197L70 196L73 197V194H77V193H81L82 194V192H84L83 190L86 187L87 180L90 177L89 176L90 170L88 169L89 167H87V169L89 170V172H88L87 169H86V163H84L82 160H80L81 157L85 154V151L88 152L89 157H98L99 158L102 155L103 152H106L104 150L107 148V146L109 147V144H111L112 139L114 137L122 136L123 138L127 139L126 138V136L128 135L127 131L130 128H133V130H134L135 128L143 127L145 124H147L146 129H151V130L155 131V133H156L155 135L160 136L165 131H172V129L174 128L173 124H177L178 127L182 128V129H186V130L191 131V132H197L198 133V132L202 131L205 136L212 135L211 130L206 128V126H203L202 118L204 117L203 116L204 114L201 111L198 110L197 116H194L193 113L191 112L190 107L187 108L188 106L184 107V106H181V105L179 106L180 110H178V111L173 110L172 113H168V112L167 113H159V112H157V107L155 106V104H153L152 102L151 103L149 102L144 107V112L145 113L142 114V115L134 114V113L131 112L133 110H131L130 111L131 113H129V114L128 113L127 114H124V113L123 114L122 113L115 114L114 113L113 116L104 117V118L101 117V116L100 117L98 116L97 118H93V119L90 118V117H85L86 107L83 104V102L85 100V98L83 97L84 95L81 93V91L78 92L76 90L77 92H73V89H72L73 93L70 92L71 91V87H70L71 85L68 82L70 79L69 80H65L66 78H64L63 80H65V81H62L61 79H59L56 76ZM140 74H142V73L137 72V75L135 76L136 79L134 78L136 80V82L140 86V88L137 91L135 90V94L137 92H139L138 94L141 93L140 95L144 94L147 97H150V95L152 93H150V91L149 92L148 91L145 92V90H147V89H145V87H143V86H147V85L146 84L144 85L143 82H144L145 78L143 79L142 78L143 76L141 77ZM5 75H7V74H5ZM101 75L103 76L104 74H101ZM180 75H182V74H180ZM196 75H198V74L196 73ZM53 76H54V79L52 78ZM207 76H209L208 73L206 74L205 79L207 78ZM69 77H72V76L69 75ZM130 77H131V75H130ZM255 77L251 78L253 81L251 79L248 80V81L254 82V80H255L254 78ZM179 78H180V76H179ZM182 78L183 77H181L180 79H182ZM242 78L243 79L245 78V74L244 75L242 74ZM243 79H240V81L243 80ZM28 80H31V79H28ZM32 80H34V79H32ZM126 80H128V78ZM232 80H234V78ZM232 80H230V81H232ZM7 81H8V79H7ZM98 81H99V79H98ZM182 81L183 82H182L181 86L185 85V80H182ZM227 81L229 82V80H227ZM240 81H237V83L239 82V84H240ZM62 82H65V83H62ZM123 82H126V81L123 80ZM251 82H249V83H251ZM2 83H3V81H2ZM111 83H113V82H111ZM187 83H186V85H187ZM213 83H214V80H213ZM237 83H236V85H233V86H230V87L227 86V87H229L228 90L230 89V92H229V94L227 96V98L229 100H227V102H226V103H228L227 106H226V104H225V106L221 105L222 111L223 110L225 111V109L230 110L229 108L234 107L230 103L231 98H234L235 96H237V94H238L237 92H238V89H239L238 86L243 85V83L241 85H238ZM249 83H248V85H249ZM119 84H120V82H119ZM231 84H233V83H231ZM123 86H125V85H123ZM249 86H252V84H250ZM249 86H247V87H249ZM64 87H65V89H64ZM204 88H205V86H204ZM60 89L62 90V92L59 91ZM63 89H64V92H63ZM122 89H121V91H122ZM148 89H149V87H148ZM249 89H250V87H249ZM249 89L247 88V90H245V91H249ZM5 90H7V89H5ZM65 91L70 93V95L67 94V93H66L67 94L66 95ZM225 91H226V89H225ZM57 92L58 93H64V96H67V97L63 96L66 101L64 100V98H62V96H59V94L57 95ZM5 93H7V91ZM245 93H246L247 97H250L247 92H245ZM3 94H4V92H3ZM129 94H130V92H129ZM135 94H133V95H135ZM153 94L151 95V97L153 96ZM24 96H26V95H24ZM136 96H137V94H136ZM224 96H225V94H224ZM251 97H252V95H251ZM249 100H251V99H249ZM62 101H65V102H62ZM17 102H18V99H17ZM59 102H61V103L59 104ZM246 102H248V101L246 100ZM53 103L54 104L58 103V104H56L54 106V105H52ZM10 104H11V102H10ZM210 104H211V102H210ZM19 105H20V103H19ZM50 105H52L56 110L53 109V107L50 106ZM127 105H128V103H127ZM210 107H212V106H210ZM122 108H123V106H122ZM20 109H21V107H20ZM14 110H18V108L14 109ZM108 110H111V109H108ZM115 110H116V108H115ZM10 111L12 112V110H10ZM232 111L234 112L235 110H232ZM17 112L19 113V111H17ZM206 112H208V111H206ZM13 113H14V111H13ZM219 114L220 113H218V115ZM212 115H213V113H212ZM227 115H225V116H227ZM18 116H20V115H18ZM15 117H17V116L15 115ZM15 117H14V119H15ZM258 117H259V119L257 120L258 123L256 125L252 126V127H249L246 130L245 134H247L248 136L252 137L251 138L252 139L251 143H256L257 144V142H258V143H260L262 145L264 143V114H260ZM69 119H72V121L75 120V123L73 124L72 128L67 130L66 127H65V129H63L62 121L63 120L66 121V120H69ZM2 123H3V121H2ZM25 128L29 129V132H28L29 134L28 135L24 134L22 132V130L25 129ZM180 128H178V129H180ZM255 128L260 129V133H259L260 135L259 136H253L255 131H256ZM122 137H120V138H122ZM187 139L178 138V139H176V141H174L175 139H173L172 142L174 141L175 143H177L179 148H180V147L184 146V144L186 143ZM230 139H232V138H228L229 142H230ZM168 141H169V138H168ZM231 141H233V140H231ZM42 143H44L45 145L44 144L42 145ZM72 143H73V146H71ZM114 144L115 143H113V145ZM198 148H200V146ZM74 151L77 153V155L75 157H74ZM197 157H198V155H197ZM47 158L50 159V161ZM53 158H55L56 160L59 161V163L55 167L51 166V161L53 160ZM45 159H47L48 161H45ZM198 160H200V159L198 158ZM204 160L207 161V159H204ZM218 161H220V160H218ZM123 162H125V161H123ZM220 162L218 163L219 165H221ZM136 164L134 166H138ZM214 164L215 163L213 162V165ZM199 165L200 166L204 165L200 169H204L205 171L204 170L203 171L205 173H203L202 170L199 171V168H197V169H195V168L191 169L190 168V170L187 169V171L182 172L181 175L180 174L179 175L182 178L186 179V181H184V182H188V180L192 179L193 176L194 177L195 176L202 177L200 175L201 172H202V174H204L203 176H206L205 178L208 177L209 179H213V178L215 179V176H217V178H216L217 183L214 185L213 184L214 182H213L211 184H213L214 186L210 185L211 187L209 188L210 192H209V195H208L209 197L206 200L207 202L205 203V201L202 199V197H199V196H198L199 198L197 197L198 198L197 201H199L201 203H204V205L202 204L203 205L202 207L204 209V213L199 212L200 211V209H199L200 207L194 208L192 206L193 202L192 203L191 202L188 203V201L191 200L190 199L191 197L186 192H184L182 189H181L182 191L180 189H174L173 190V187L171 186V183H169L168 181L164 182L160 192H158L157 194L153 193L152 195L148 194L147 195L148 198L147 199L145 198V200H142V198H141L142 195L140 193L139 194L141 196L138 195L137 193H135V196L126 197V195H125L123 197L122 194L120 193L121 189L123 188V186H121V184L123 185V183H125V182L128 183L127 181H124V180H126V175L124 173L123 174H119L120 178L117 180L118 182H120L119 183L120 186L117 184L119 187L116 190L115 189L113 191L110 190V191L113 192V194H112V192H109V191L108 192L107 191L104 192L103 190L101 191V187L102 186H100L98 188L96 187L97 189L95 190V192L93 191L94 193H92V196H90L89 198L88 197H84V198L82 197L83 199H81L79 201V203L81 204V208L83 209V212H85L83 214V216H85V217L82 216L84 225L88 226V228L92 229L91 231H93L96 228L95 226L98 224L97 222H99L100 226L97 225L98 227L96 229L101 228V226H102V229H104V232H103L102 229H100V231L102 230L101 233L98 230L99 232H97V233L98 234L100 233L99 235L96 233L98 235V237H99V238H97V237L96 238L100 239L99 240V243H100L99 246H103L104 249L103 250H99L100 252H95L96 249L88 250L87 253H86V256H87V258L85 259L86 262L89 263V264H101L100 262H102V264H205V263H209V264H264V227H263L264 226V176H262V175H258L257 176L256 175L257 178H256V180H255V182L253 184V195L250 193L252 195V197H251L250 200H248L246 205H244L245 207L243 209V211H244L243 213L245 214V218L248 217L246 215V214H248L249 217H251L250 219L252 221L254 220L253 221V225H250V223H247V227L245 228V226H244L245 222L241 223V219H239L241 217L242 218L244 217L243 214H242L241 217H238V214L241 213V212L238 213L239 210H240V208H239L240 206L237 205V204L239 202L237 203V202H234L235 200L233 201L232 197H230L232 195V193L230 195V191H228V189H229L228 186L225 187L224 183L228 182L227 181L228 179L225 182H223V180H225V177H223V176L226 175L228 172H226V174L222 175L223 174L222 172H224V170H223L224 168H222V169L221 168H216V169L210 170L209 169L210 168V163L207 165L206 168H204L206 166L205 163H203V164L200 163ZM217 165H215V166H217ZM196 166H197V164H196ZM235 166H237V165H235ZM120 167H121V165H120ZM104 168L105 167L103 166V169ZM239 168H241V167H239ZM111 169L114 170V168H111ZM134 169H132V170H134ZM238 169H232V172L234 173V176H239L240 173L243 172V170H245V169H243L240 172V171H238ZM136 170H139V169H136ZM114 171H116V170H114ZM126 171L127 172H125V173H128V170H126ZM139 172H140V170H139ZM139 172H138V174H139ZM96 173L97 172H95V174ZM117 173H120V171H118ZM131 173H132V171H131ZM220 173H222V174H220ZM99 174H100V172H99ZM130 174H127V176H129ZM133 174H135V173H133ZM215 174H217V175H215ZM218 174L222 175L221 177H223V178L219 177V179H218V176H219ZM241 174H243V173H241ZM103 175H104V173H103ZM108 175H107V178L109 179ZM91 176H93V175H91ZM101 176L102 175H100L99 177H101ZM115 176H116V178L119 177V176L117 177V175H115ZM241 176H243V175H241ZM99 177H97V179ZM138 178H140V175L138 176ZM108 179H106V181H108ZM233 179H234V177H233ZM93 180H95L97 182V180L95 179V176H94ZM136 180H137V178H136ZM206 180L209 181L208 179H206ZM101 181H102V179H101ZM113 181H111V183ZM97 183L99 184V182H97ZM172 183H173V181H172ZM187 184H189V183H187ZM108 185H111L110 181H109ZM124 187H125V185H124ZM185 187H188V186H185ZM188 189H190V185H189ZM188 189H186L187 192H188ZM155 191H158V189L155 190ZM238 191H239V189H238ZM85 193H87V192H85ZM27 194H29V193H27ZM119 194H121V195L119 196ZM136 194L138 195V197L136 196ZM206 194H208V193H206ZM244 194H245V192H244ZM113 195L115 197L117 196V200L119 199V202L116 201V198L114 200L117 203H115L113 201V198H114ZM84 196H85V194H84ZM112 196H113V198H112ZM13 197H14V195H13ZM120 197H122V198H120ZM133 197H136V198L133 199ZM206 197H207V195H206ZM238 198H240V197H238ZM6 199H7V197H6ZM238 201H239V199H238ZM245 201L246 200H244V203H245ZM235 203H237V204H235ZM198 205H199V203H198ZM41 207H42V205H41ZM202 207H201V209H202ZM51 209H52V207H51ZM67 216H69V215H67ZM43 217L45 218V216H43ZM43 217H42V219H43ZM249 217L247 219H249ZM54 219H56V218H54ZM192 219H193V222L197 221L198 224L200 223L203 226V228H204L203 230H204V233L206 235L205 236L206 239H204L203 242H202V244H204V245H203L202 249L199 251L200 252V256L199 255L198 256L195 255L196 257H193L191 259L189 258L190 260L187 263V262H184V260L186 261V258L184 256L182 257L183 254H180V250H182V248H184V247H185V251H187V250L190 251L191 250L190 248H187L185 246V243L188 242V241L185 242V240H186L185 239L184 242H183V234L184 233H188V231L186 232V228H185L186 225L185 224L190 223L192 221ZM29 221H31V220H29ZM59 221H61V219ZM248 221H250V220H247V222ZM245 225H246V223H245ZM187 226H188V224H187ZM199 227H198V229H199ZM43 229H45V228H43ZM46 229L48 230V228H46ZM196 230H197V228H196ZM52 231H53V229H52ZM95 231H97V230H95ZM202 234H203V232H202ZM93 236L95 237V235H93ZM49 238L50 237H48V239ZM188 238H190V237H188ZM190 239H193V238H190ZM93 240H94V238H93ZM50 245H52V243H50ZM92 245H93V242H92ZM95 245H97L96 242H95ZM178 245L181 246V249L179 251L177 250ZM53 247H55V245H53ZM103 247H100V249H102ZM50 248H52V247H50ZM92 248H95V247H92ZM46 251H44V252H46ZM185 251H183V252H185ZM105 253L110 255L109 257H111V258H105L106 257L105 256V257H103L102 260H100L99 257L104 256ZM46 255H47V253H46ZM75 256H76V254H75ZM82 256H84V258H85V254L82 255ZM8 258H9V256H8ZM78 258H79V256H78ZM80 258H82V257H80ZM71 260H73V258H71ZM80 260L78 261L76 259L77 264H78V262L79 263L82 262ZM69 261H70V257H69ZM76 261H74V263H76ZM83 261H84V259H83ZM67 263L68 262H66L64 264H67ZM30 264H32V263H30Z\"/></svg>",
	"mask_w": 264,
	"mask_h": 264
},
{
	"label": "snow or ice",
	"instance_id": "snow-or-ice-1",
	"mask_svg": "<svg viewBox=\"0 0 264 264\" xmlns=\"http://www.w3.org/2000/svg\"><path fill=\"white\" fill-rule=\"evenodd\" d=\"M58 163H59V161L56 160L55 158H53V160L51 161V166L55 167Z\"/></svg>",
	"mask_w": 264,
	"mask_h": 264
}]
</instances>
